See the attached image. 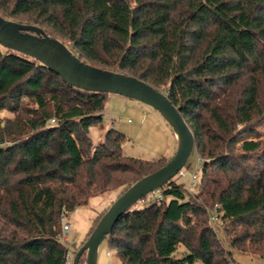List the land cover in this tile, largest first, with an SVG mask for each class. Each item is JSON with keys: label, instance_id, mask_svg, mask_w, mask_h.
Wrapping results in <instances>:
<instances>
[{"label": "trees", "instance_id": "16d2710c", "mask_svg": "<svg viewBox=\"0 0 264 264\" xmlns=\"http://www.w3.org/2000/svg\"><path fill=\"white\" fill-rule=\"evenodd\" d=\"M0 16L160 90L192 133L197 190L176 175L125 212L105 237L121 264H232L264 246V0H0ZM106 96L0 46V264H66L61 212L165 165L125 155L113 130L91 150Z\"/></svg>", "mask_w": 264, "mask_h": 264}, {"label": "water", "instance_id": "95a60500", "mask_svg": "<svg viewBox=\"0 0 264 264\" xmlns=\"http://www.w3.org/2000/svg\"><path fill=\"white\" fill-rule=\"evenodd\" d=\"M0 46L38 61L68 86L89 92L116 94L150 106L171 127L177 139L173 157L156 171L136 181L110 205L72 260V264H79L81 256L85 254V263L95 264L98 245L118 219L147 194L175 177L184 166L193 149L192 133L179 110L160 90L135 77L84 63L62 42L46 35L36 26L6 20L0 16Z\"/></svg>", "mask_w": 264, "mask_h": 264}, {"label": "rangeland", "instance_id": "374dc122", "mask_svg": "<svg viewBox=\"0 0 264 264\" xmlns=\"http://www.w3.org/2000/svg\"><path fill=\"white\" fill-rule=\"evenodd\" d=\"M2 116H10V114L3 112ZM109 130L119 132L126 137L128 141L123 145L122 150L127 156L143 160L163 158L167 162L173 157L177 148V139L173 130L156 110L142 102L116 94H107L101 122L89 129L92 151L102 142L105 133ZM260 130H264V128ZM198 164L196 153L191 151L181 168L182 173L188 172L197 175V180L193 182L195 187L199 183L200 167ZM178 182L183 184L189 193H194L195 188L188 189L187 187L188 178L178 177ZM116 194L117 190L93 193L86 205L78 207L68 214L70 229L64 235V244L71 257L70 264L76 254H74L75 249L86 241L96 218L116 200ZM148 203L150 202L142 199L135 206H145ZM212 225L222 246L227 249L221 232L222 225ZM186 253L184 247L180 245L174 255L181 258ZM231 257L232 264H264V246L256 252L240 253L231 250ZM95 264H121L119 258L109 247L107 238H104L97 247ZM194 264L203 263L195 262Z\"/></svg>", "mask_w": 264, "mask_h": 264}, {"label": "built area", "instance_id": "2783aa9c", "mask_svg": "<svg viewBox=\"0 0 264 264\" xmlns=\"http://www.w3.org/2000/svg\"><path fill=\"white\" fill-rule=\"evenodd\" d=\"M53 123H54V119H50L48 121V124H53ZM177 175L181 178H188V186H187L188 189L195 188L194 190H197V187H195V185L193 184V182L197 180V175L195 173H192V174H189L188 172L182 173L180 170ZM143 199L149 202L160 201L162 199L161 191L157 189L147 194ZM59 220H60L62 236H63L62 240L65 241L64 235H66L68 230L70 229V223L68 221V214L62 211L60 214ZM209 221L211 224L222 225V222L216 213V206L213 208L211 214L209 215ZM70 262H71V257L68 254L67 259H66V264H70Z\"/></svg>", "mask_w": 264, "mask_h": 264}]
</instances>
